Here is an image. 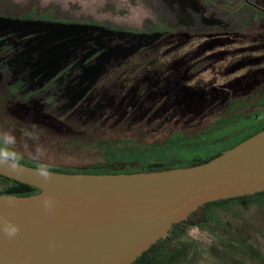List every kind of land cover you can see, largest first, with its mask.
<instances>
[{"label": "flooded vegetation", "instance_id": "flooded-vegetation-1", "mask_svg": "<svg viewBox=\"0 0 264 264\" xmlns=\"http://www.w3.org/2000/svg\"><path fill=\"white\" fill-rule=\"evenodd\" d=\"M173 1L169 24L121 29L153 40L88 34L54 60L42 24L64 20L0 0V129L122 143L137 168L206 160L263 129L264 0Z\"/></svg>", "mask_w": 264, "mask_h": 264}, {"label": "water", "instance_id": "water-1", "mask_svg": "<svg viewBox=\"0 0 264 264\" xmlns=\"http://www.w3.org/2000/svg\"><path fill=\"white\" fill-rule=\"evenodd\" d=\"M34 166L0 164V175L35 191L0 193V264H130L171 223L203 203L264 190V128L205 161L115 173L51 170L45 182ZM57 204L43 211L41 196ZM9 199L13 200L9 204Z\"/></svg>", "mask_w": 264, "mask_h": 264}, {"label": "rangeland", "instance_id": "rangeland-1", "mask_svg": "<svg viewBox=\"0 0 264 264\" xmlns=\"http://www.w3.org/2000/svg\"><path fill=\"white\" fill-rule=\"evenodd\" d=\"M14 7H18L20 13L28 9L41 11L45 10L50 17L64 20V22H47L42 24L45 32L44 44L50 43L51 57L60 59L59 51L65 50L67 43L68 56L73 50V45L85 40L88 34L98 37H117L127 41L143 43L149 38L155 39L158 32H125L121 29L138 30L156 26L158 23L169 24L172 20L171 8L176 6L173 0H9ZM196 1L193 0V4ZM94 24H87L85 22ZM7 18L3 19L4 24L15 23ZM80 22V23H79ZM104 25V26H103ZM110 28H107V27ZM50 35V36H49ZM49 36V37H48ZM138 41V42H137ZM7 130L12 131L11 128ZM23 131H27L23 128ZM38 136V135H37ZM47 136V140L51 139ZM34 140L33 136L22 134L17 137L21 143H17L20 151L25 153V158L34 161L31 153L37 147L42 148L46 155L44 162L50 166L74 167L85 165L86 163H100L102 154L113 156L122 153L124 145L118 142H106L100 146L86 144L82 142L80 146L70 144L67 146L56 144L51 146L49 141H45L43 136H38ZM134 155H125L128 160ZM7 184V181L0 177V186ZM204 210V209H203ZM201 211L198 210L191 219L200 218ZM240 222L242 226L233 225L230 220ZM258 224L255 234L253 223ZM242 227V228H241ZM183 231L177 235L169 232L163 234L160 243L159 261L171 258L168 264H257L260 261L254 250L264 259V195L252 196L247 200L245 206L236 202H228L205 214L203 220L197 221L195 225L182 224ZM248 234L245 243L246 233ZM245 237V238H244ZM247 245H249L250 249ZM252 245L254 247H252ZM225 246L238 251L245 257V261L240 263L235 256L225 253Z\"/></svg>", "mask_w": 264, "mask_h": 264}, {"label": "trees", "instance_id": "trees-1", "mask_svg": "<svg viewBox=\"0 0 264 264\" xmlns=\"http://www.w3.org/2000/svg\"><path fill=\"white\" fill-rule=\"evenodd\" d=\"M14 134L16 137L21 136L22 134L27 138L28 135H30L27 131H20L18 129L12 128ZM0 131H8L7 127H3L0 129ZM31 136V135H30ZM32 137V136H31ZM17 142L21 144L18 140ZM106 143L102 140L97 141L96 143H91L92 145L95 146H100L101 144ZM17 148H23L19 147L17 145ZM100 148H102L100 146ZM125 157L124 154L118 153L113 156H108V154H102V161L100 163H86L85 165L81 166H74V167H58V166H51L50 170H55V171H63V172H75V173H115V172H133V171H139V170H152V169H161V168H168V167H173V166H186V165H191L195 163H199L205 160L201 159H190V160H182L179 163H173L170 165H156V166H147L146 168H137L132 166L129 163H126L123 159ZM22 164L29 165V166H34L37 167V163L32 162L26 158H24L21 161ZM1 178L5 179L7 181V184L4 186H0V193H12L16 195H23V194H28L30 192L35 191V189L29 185L17 182L13 179L1 176ZM264 195V190L263 191H258V192H253L250 194L246 195H241V196H235V197H230V198H225V199H218L210 202L203 203L202 205L198 206L194 211H191L188 216L178 222L171 223L169 228L167 229V232L173 235H177L181 233L183 230L180 228L182 224H189V225H195L197 221L203 220L205 214L207 212L213 210L216 207H220L228 202H236L237 204L241 206H245L247 204V200L251 198L252 196H260ZM204 209V210H203ZM200 210L201 215L200 218L197 219H191L192 216ZM233 222V225H239V222L232 219L230 220ZM164 237L158 238L153 244H151L145 251H143L140 255H138L130 264H168L170 263L171 258L169 259H164L162 262L159 261V254H160V248L158 249L160 243L162 242L161 239ZM226 251L228 254H231L235 256L236 259L240 261H245L246 259L243 257L241 253H239L236 250H233L229 247H225ZM174 264V263H173ZM177 264V263H176Z\"/></svg>", "mask_w": 264, "mask_h": 264}, {"label": "clouds", "instance_id": "clouds-1", "mask_svg": "<svg viewBox=\"0 0 264 264\" xmlns=\"http://www.w3.org/2000/svg\"><path fill=\"white\" fill-rule=\"evenodd\" d=\"M33 139L38 140L39 138L33 136ZM17 143V137L14 132L10 130L0 131V164L7 165L12 170L21 167V161L25 158V153L17 148ZM45 155V151L37 147L35 152L31 153V158L38 162L35 168L36 176L47 182L52 178L53 173L50 170V164L44 162ZM8 203L12 204L13 200L9 199ZM40 203L43 211L51 212L57 204V199L53 195L44 194L41 196ZM0 230L3 231L7 238L12 239L18 234L19 227L11 221L0 219Z\"/></svg>", "mask_w": 264, "mask_h": 264}]
</instances>
